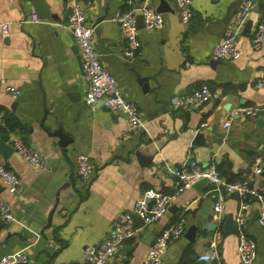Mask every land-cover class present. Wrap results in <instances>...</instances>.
Masks as SVG:
<instances>
[{"label": "crops", "instance_id": "crops-1", "mask_svg": "<svg viewBox=\"0 0 264 264\" xmlns=\"http://www.w3.org/2000/svg\"><path fill=\"white\" fill-rule=\"evenodd\" d=\"M163 1L162 27L139 28L141 47L129 60L122 57L126 45L113 16L142 4L156 10L160 0L83 2L102 66L141 114L143 127L132 130L124 113L85 106L81 63L65 27L64 0H0V23L9 25L8 34L0 39V114L14 115L23 127L0 138L10 145L11 138L19 136L44 159L38 168L14 151L6 157L0 153V164L20 181L18 191L9 193L0 180V197L12 215L10 224L0 225V258L23 252L24 264L82 263L84 249L98 246L113 222L132 212L145 190L173 194L177 180L171 171L189 159L219 166L231 181L253 175L255 159L264 157V87L257 86L264 82V44L254 50L251 36L264 6L252 0L236 39L238 57L211 63V52L229 20L247 0H191L193 16L187 25L179 19L175 0ZM32 14L37 22L30 20ZM138 78H146V91ZM201 84L210 88L208 103L186 109L172 106L174 99ZM8 87L18 95L13 97ZM244 108H254L256 114L240 113ZM227 120L230 123L223 128ZM56 130L62 131L61 139L53 134ZM198 132L202 138L197 144ZM80 154L94 166L87 180L77 174ZM198 183L177 194L156 223L142 227L136 220L135 236L121 243L110 264H144L155 235L180 218L184 232L168 244L160 264H213L200 258L211 252L222 264H240L241 236L256 245L252 264H264V225L259 218L252 220L259 211L258 198L251 197L244 224L238 226L241 199L225 195L217 217L212 185ZM251 185L264 198L262 178L254 177ZM55 203L51 225L43 230ZM228 217L236 233H226Z\"/></svg>", "mask_w": 264, "mask_h": 264}, {"label": "built area", "instance_id": "built-area-1", "mask_svg": "<svg viewBox=\"0 0 264 264\" xmlns=\"http://www.w3.org/2000/svg\"><path fill=\"white\" fill-rule=\"evenodd\" d=\"M68 9L66 29L71 34L74 45L77 48L81 63V79L84 86V104L89 110H94L98 105L109 108L115 112L126 114L127 121L132 130H139L143 127V121L138 107L135 103L126 100L118 86L117 80L108 73L102 66L93 43L94 30L86 19L83 2L90 0H64ZM178 16L182 24L187 25L193 16L191 0H175ZM254 2L247 0L243 3L229 20L223 33V37L212 52L213 60L226 61L238 57L236 49V39L248 18ZM141 16V22L145 29H159L163 25V18L159 12L150 8L147 4H142L135 8L117 12L112 20L119 24L125 41V48L122 51L124 60L134 57L141 47L138 38V28L136 16ZM32 22H37L35 14L30 17ZM9 32L7 22L0 23V39ZM264 44V10L254 28L251 36V47L258 50ZM264 87V82L257 84ZM7 90L13 97L18 95V90L8 87ZM210 88L207 84H201L199 88L191 93L173 100L174 108H188L189 106L200 107L210 101ZM240 113L256 114L254 108H244ZM1 119V114H0ZM230 120L222 125L227 128ZM13 151L24 161L34 167L44 165L43 157L35 150L31 149L19 136H13L10 140ZM77 174L82 180L90 178L94 171V166L88 156L80 154L77 157ZM171 173L177 180V187L173 194H163L154 189H147L142 197L138 199L130 213H125L115 220L111 229L105 235L98 246L86 247L83 252V262L80 264H110V259L118 250L121 243L135 236L138 230L135 221L139 220L140 226H149L159 221L167 212V209L175 196L189 188L195 182L206 179L212 185V191L216 195L213 204V213L218 217L224 209L225 195H236L241 199L236 223L242 226L245 221V211L249 203L244 201L246 196L256 197L259 200V221L264 225V198L253 187L254 177H261L264 182V157L255 159L253 175L243 182H227L221 177L215 166H202L194 159H189L187 163L179 169L172 170ZM0 180L3 182L9 193H15L19 189L20 181L17 175L10 169L0 164ZM12 215L10 207L0 197V223L10 224ZM184 232V220L179 219L174 224L163 228L157 233L150 244L144 258V264H160L168 244L182 236ZM237 254L240 264H252L256 257V245L245 236H241L237 246ZM205 261H212L213 264H222L215 252L206 253L200 257ZM27 256L23 252L12 253L0 258V264H24Z\"/></svg>", "mask_w": 264, "mask_h": 264}, {"label": "water", "instance_id": "water-1", "mask_svg": "<svg viewBox=\"0 0 264 264\" xmlns=\"http://www.w3.org/2000/svg\"><path fill=\"white\" fill-rule=\"evenodd\" d=\"M138 7V6H137ZM166 8V4L163 0H160V3H159V6L156 8V12H161L163 11V9ZM231 8L232 6L228 7L227 8V12H226V16H225V21L228 22L230 16H231ZM100 19H103V18H100ZM136 25H137V28H141L143 25H142V22H141V16L140 15H137L136 16ZM248 26H249V22L246 24V29H248ZM76 48V46H75ZM77 50V48H76ZM219 60H211V63L213 62H218ZM137 82L138 84H140L142 86V90L143 91H146V89H148V86L146 84V78H138L137 79ZM11 108L14 109V104L11 105ZM107 110H110L109 108H107ZM126 115V114H124ZM256 122L257 124H261L262 123V120L261 119H256ZM54 135H57L60 139L64 136L62 134V131L61 130H56L55 132H53ZM194 143H197V139L199 140L200 138H202V134L200 132H198L195 137H194ZM13 151V148L9 145V144H6L1 138H0V153L4 155V157H6L7 155H9L11 152ZM136 155L139 157V154L136 153ZM140 159V157H139ZM198 184H204V183H207V180L206 179H201L199 181ZM55 207H56V203L53 205V207L51 208L49 214H48V218H47V222H46V225L44 226L43 230L48 228L50 225H51V218H52V213L54 212L55 210ZM259 211L256 210L254 212V215H253V218L252 220H257L259 218ZM1 225V223H0ZM224 229L226 231V233H236V229L234 227V224H233V221H232V218L228 217V219H226V221L224 222ZM42 230V232H43Z\"/></svg>", "mask_w": 264, "mask_h": 264}, {"label": "trees", "instance_id": "trees-1", "mask_svg": "<svg viewBox=\"0 0 264 264\" xmlns=\"http://www.w3.org/2000/svg\"><path fill=\"white\" fill-rule=\"evenodd\" d=\"M261 3V6H264V0H258ZM260 6V5H259ZM23 129L21 123L18 121V119L10 114V113H3L2 118L0 120V137L2 139H7L8 135L11 133H15V132H20ZM218 174L225 178L223 174L220 173V167L219 166H215ZM225 180L227 182H236V181H231L229 179ZM246 179H240L238 182H243ZM244 201H247L248 203L251 200V196H246L243 198Z\"/></svg>", "mask_w": 264, "mask_h": 264}]
</instances>
